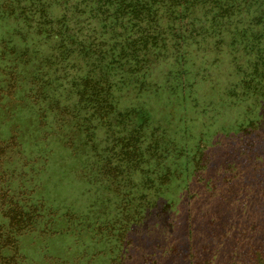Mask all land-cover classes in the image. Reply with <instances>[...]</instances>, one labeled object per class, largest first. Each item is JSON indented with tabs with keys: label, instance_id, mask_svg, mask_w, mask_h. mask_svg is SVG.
Instances as JSON below:
<instances>
[{
	"label": "rangeland",
	"instance_id": "rangeland-1",
	"mask_svg": "<svg viewBox=\"0 0 264 264\" xmlns=\"http://www.w3.org/2000/svg\"><path fill=\"white\" fill-rule=\"evenodd\" d=\"M83 5L0 0V230H27L0 264H242L264 248V165H245L263 160L264 96L239 87L245 62L197 13L182 51H147L141 19L132 54L108 64ZM103 78L96 101L85 80Z\"/></svg>",
	"mask_w": 264,
	"mask_h": 264
},
{
	"label": "trees",
	"instance_id": "trees-1",
	"mask_svg": "<svg viewBox=\"0 0 264 264\" xmlns=\"http://www.w3.org/2000/svg\"><path fill=\"white\" fill-rule=\"evenodd\" d=\"M83 6L89 10L93 19H97L99 25L93 27L90 34L86 35L87 41L93 35H98L101 38V43L107 41L110 37L112 41V50L117 53L118 60L111 61L108 64H121L127 56L132 54L131 46L135 44L133 41L136 35L135 29H138L141 19L147 22V25L139 33L140 40H143V47L148 51L152 47L168 51L170 48H177L178 51L183 50L186 40L191 39V31H196L199 27L196 26L197 13H201L200 21H204L211 29L210 36L215 38L216 49L223 43V35L226 33V42L231 52L239 53L241 61L239 67L244 69L242 81L239 87L249 90L255 96L262 97L261 93L264 90V0H82ZM161 5V20L167 22L166 28H163L157 23L159 19L156 7ZM156 6V7H155ZM188 26H184L187 25ZM56 28V27H55ZM189 28L188 31L185 29ZM194 28V30H193ZM119 30V32H117ZM190 30V31H189ZM45 35L43 32H40ZM38 34V33H37ZM60 32H57L58 36ZM106 35H109L105 38ZM48 38V36H47ZM208 38V37H206ZM58 43L64 44L65 40L57 38ZM161 39V46L158 45ZM157 40V42H155ZM154 43V44H153ZM101 44L99 47L103 49ZM90 46L85 48V53H90ZM137 52L136 48H134ZM109 51L102 54L96 52L99 59V64L110 61L112 58ZM136 54V53H135ZM106 78L101 81L85 80V91L93 93L92 96L105 97ZM83 92H81L82 94ZM84 95V94H83ZM82 95V96H83ZM255 102L256 98L253 97ZM264 99V97H263ZM262 99V101H264ZM103 111L102 120H106L108 116H112L113 107L109 106L104 100V106L100 107ZM105 115V116H104ZM128 114H119L118 121L123 123ZM251 125L244 127L250 129ZM254 130L252 129L251 133ZM140 132H133L128 138V147L137 145ZM252 148V147H251ZM206 163L202 166L201 159L196 162L199 170H205L209 165L208 157H205ZM261 156H251L246 160L245 165L252 170V173L257 172L264 165V154ZM228 167H225V170ZM12 199L8 195V191H2L0 188V199ZM14 206V204H10ZM3 204L0 205L2 207ZM15 208L16 207L15 205ZM7 214H13L10 222L11 227L26 229L25 224L21 225L20 215L14 211L7 210ZM24 219V218H23ZM26 223V222H25ZM27 230H0V249H14L15 239L21 233ZM245 256L242 264H264V248L259 250L253 249Z\"/></svg>",
	"mask_w": 264,
	"mask_h": 264
}]
</instances>
